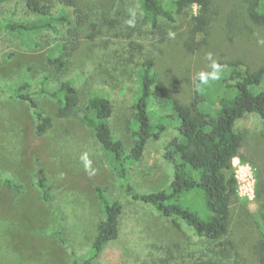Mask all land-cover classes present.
Segmentation results:
<instances>
[{"label": "rangeland", "instance_id": "obj_1", "mask_svg": "<svg viewBox=\"0 0 264 264\" xmlns=\"http://www.w3.org/2000/svg\"><path fill=\"white\" fill-rule=\"evenodd\" d=\"M27 0H0V19L8 22L40 20L26 8ZM173 9V0H162ZM87 15L78 48L63 72L48 81L49 59L65 54L68 28L17 36L0 29V173L18 187L0 180V264H73L89 257L103 206L98 189L112 201L120 193L121 179L95 134L82 123L88 101L96 95L113 105L110 126L127 151L133 142L129 124L137 91L136 72L145 59L154 63L158 79L187 104L196 89L197 74L212 70L213 61L239 62V72L264 66V27L249 18L247 0H211L207 34L194 39L190 31L197 8L176 15L174 22L159 20L150 26L139 0H77ZM75 19L72 8L56 5ZM264 13V0L259 4ZM134 20V26L127 22ZM174 37H170L169 33ZM211 53L212 59H208ZM232 70L219 80L199 85L203 93L233 85ZM70 81L80 95V107L68 119L56 117L55 101L40 94ZM27 82L39 108L53 118V128L44 136L36 133L33 109L28 102L9 95L6 88ZM205 99V98H204ZM204 107L214 110L210 97ZM152 124L167 130L146 145L142 159L129 171L134 189L142 194L166 190L174 180L173 165L164 159L167 144L179 135L175 113L167 101L153 97ZM244 138L242 158L234 160L239 180V199L232 204L228 235L219 241L199 238L185 223L163 217L153 207L125 203L119 239L105 248L92 264H259L257 250L264 240V197L255 193V171L264 174V121L247 115L237 124ZM91 162L86 169L81 159ZM39 182L51 193L48 203ZM186 203L203 213L202 199L193 195ZM61 217V224L56 215ZM64 225L67 243L55 236Z\"/></svg>", "mask_w": 264, "mask_h": 264}, {"label": "trees", "instance_id": "obj_2", "mask_svg": "<svg viewBox=\"0 0 264 264\" xmlns=\"http://www.w3.org/2000/svg\"><path fill=\"white\" fill-rule=\"evenodd\" d=\"M261 1L247 0L248 12L254 24L264 27V13L258 10ZM139 2L150 26L154 29L159 28L160 19L174 22L176 15H183L197 8L198 14L193 17L190 31L191 42L186 43L189 51L198 48V45L193 43L197 35L207 34L211 0H173V9L168 8L162 0ZM56 5L72 8L76 15L75 19H71L64 10L53 14ZM26 8L40 20L8 22L0 19V29L17 36H27L45 30H56L58 26L68 28L69 40L65 54L48 61L50 73L44 80L48 81L54 74L65 70L68 59L78 48L76 42L81 39V30L86 25L87 15L77 0H27ZM218 64L232 70L233 85L222 87V83H218L217 88L205 94L201 91L199 87L201 83L197 78L192 99L185 104L172 94L167 84L158 79L152 60L145 59L141 62L136 72L134 117L129 124L133 142L129 151L124 142L112 133L111 100L99 94L88 101L87 113L81 118L82 123L94 132L122 183L118 197L112 201L107 200L102 189H98L104 216L96 231L89 257L82 259L75 257L73 264H92L106 247L119 239L120 221L127 202L149 205L163 217L185 223L199 238L215 242L228 235L232 204L239 199V180L233 162L236 158H242L244 141L243 136L237 132V124L252 114L264 121V66L257 70L245 69L244 72H239L237 69L239 62ZM29 88V83L24 82L18 87L6 89L11 97L31 105L36 133L38 136H44L53 128V118L40 110L33 95L27 93ZM39 93L55 101L57 106L55 115L59 119L71 118L80 107L79 92L70 81L62 82L55 89L41 88ZM153 97L170 103L175 113L179 135L167 144L164 151V159L173 165L174 180L166 190L142 194L134 189L130 181V167L142 159L149 140L159 138L167 130L164 123L157 127L152 124L150 106ZM209 97L214 106L213 111H209L203 105L204 100ZM255 172V193L259 201L264 197V174ZM0 180L9 187H18L16 181L1 173ZM38 185L43 189L44 199L49 203L51 200L49 188L42 182ZM193 195L201 197L203 213L186 203L188 197ZM56 217L61 224V217L58 214ZM55 236L67 243L63 224L55 232ZM257 255L259 264H264V240L258 247Z\"/></svg>", "mask_w": 264, "mask_h": 264}, {"label": "clouds", "instance_id": "obj_3", "mask_svg": "<svg viewBox=\"0 0 264 264\" xmlns=\"http://www.w3.org/2000/svg\"><path fill=\"white\" fill-rule=\"evenodd\" d=\"M130 26H134V20H129L127 22ZM170 37H174L173 33H169ZM264 43V42H261ZM208 59H212L211 53L208 54ZM211 68L213 69L212 72H200L197 74V78L201 84H208L210 80L215 81L219 80L221 77V74L224 70V66L216 63L215 61L212 62ZM85 161V167L86 169L90 168L91 162L87 159V154L81 157Z\"/></svg>", "mask_w": 264, "mask_h": 264}]
</instances>
